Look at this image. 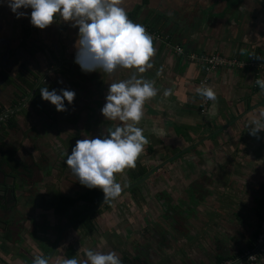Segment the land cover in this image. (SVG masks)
<instances>
[{"label": "crops", "instance_id": "0c3cea01", "mask_svg": "<svg viewBox=\"0 0 264 264\" xmlns=\"http://www.w3.org/2000/svg\"><path fill=\"white\" fill-rule=\"evenodd\" d=\"M39 1L26 19L24 11L8 14L6 28L0 27L8 46L0 70L10 80H0V109L8 112L0 124V192H10L8 213L0 214V264L39 263L60 228L75 218L74 209L56 211L57 196L73 195L93 172L60 173L57 154L44 151L57 143L62 150L94 147L83 130L77 133L81 140L69 135L94 115L95 124L106 126L95 142L106 155L119 151L111 164L123 167L126 155L131 160L128 185L148 163L165 161L164 175L157 177V168L148 176V190L140 183L119 198L118 207L111 201L102 206L90 231L81 227L83 234L77 222L66 228L44 264H82L79 253L86 255L84 264H223L254 253L264 197V73L246 64L264 63V0H55L49 13ZM124 18L164 41L125 30L116 39L95 34L97 50L81 44L85 28L115 27ZM12 36L20 39L17 47ZM191 53L244 64L207 74L203 114L196 87L203 70L188 59ZM42 75L46 90L32 107L28 99ZM145 149L156 156L141 162ZM104 175L107 197L115 192H106L113 180ZM141 196L149 199L148 211ZM125 221L123 227L147 233L137 243L124 238L129 250H112L111 223ZM255 256L242 264H264V249Z\"/></svg>", "mask_w": 264, "mask_h": 264}, {"label": "rangeland", "instance_id": "374dc122", "mask_svg": "<svg viewBox=\"0 0 264 264\" xmlns=\"http://www.w3.org/2000/svg\"><path fill=\"white\" fill-rule=\"evenodd\" d=\"M43 1H44V4H43L44 8L48 7V12H46V13L51 12L53 10L52 9V3H54L55 0L54 1L53 0H43ZM38 2H40V1L39 0H0V27L6 28V26H7L6 24L8 22V21H6L8 14L10 17H12V16L16 17V14H18V12L24 11L23 13H20V14L24 15L23 18L26 19L25 16L30 15V12H31L30 8L32 9L33 6H35ZM27 3H28V6H26ZM25 11H28V13H26ZM46 13H45V15H47ZM16 31H17V28H16L15 32ZM12 37L13 38H11V39H15V43H13V46L17 47V44H19L18 40H20V39L18 38V36H12ZM3 39H6V38H4L2 34H0V57L2 56V54L4 55L5 49H6V51L8 50V46L7 47L5 46V42H4L5 40H3ZM34 42L37 43V41H34ZM34 42H32V43H34ZM32 43H31V41H29L28 45H30ZM7 55H8V52H7ZM8 58L6 60H8ZM1 60H4V57L1 58L0 61ZM42 76H41L42 79H40V80L42 81V83L46 84V80H45L46 77H45V75H42ZM95 118H97V120H99V118L95 115L88 117L86 120V123L83 126L78 127L79 130L73 126V129L71 130V134H69L70 136L75 135L77 137V139H76L77 141L81 140V138L79 137V134H77L80 130L85 131L87 134H91V138H93L92 142H93V144H95L94 147H89V146H86L84 144L83 145L79 144L74 148V145H73V148L71 150H69L68 154H64L61 147H58L60 145V143H57L56 147H54L55 149H53V150L50 149L51 151L47 149L44 152H48L49 153L48 156H56V154H57V157H56V158H58L56 160L58 163L56 165V166H58L57 169L61 170L63 168L62 166H65V168L67 167V169H68L67 171L65 169V172H63V174L72 175L73 173H75V174L86 175V173H90V172H102V173L106 174L109 181L113 180V183L111 181V183L105 185L104 188H105L106 192L107 193L118 192L121 189H123L125 186L128 185L127 184L128 179L126 177V169L128 167L132 166V165H130L131 160H129L128 159L129 156L125 154L126 158L124 159V164H125V162H129V163H126L125 165H123V167H121L120 165L117 166L114 163L111 164V162L114 161L115 155L119 151H115V149H113L111 151L107 150L108 153L106 155V151L99 146L100 141L97 140L95 142L94 139H96L97 137H99L101 135H105L104 128L106 127L104 124L101 125L100 122L95 124L96 122H93V120ZM73 120H75V123H77L78 117L75 118V116L74 117L71 116L70 121H73ZM46 122H47V120H46ZM61 122H63L62 124L65 125L64 120H61ZM61 137H63V136L61 135ZM56 140H59V139L56 138ZM65 140L66 139H64V141ZM73 142H75L74 139L72 141V144H73ZM146 142H147V139H146ZM50 144H53V143L50 142ZM147 144H149V143H147ZM96 145H98V147H96ZM48 147H50V146H48ZM45 155L42 153V155H39V157L45 158L46 161L49 160L48 158H51V157L46 158ZM153 156H156V151L149 152V151H147V149H145L144 152H142V154H141L140 161L141 162H143L144 160L150 161L151 158H153ZM32 158L35 159L36 157L33 156ZM108 158H110V159H108ZM105 159H108L107 164L104 163ZM39 160H40V158H39ZM42 162H44L43 159L41 160V163ZM160 162H158V163H160ZM128 164L130 166H127ZM154 166H155L154 163H152V164L148 163V164H145L144 167H146L145 170H147L146 172H148L149 169L154 167ZM156 166H158V165H156ZM164 170L165 169L163 166L160 167L158 169V171L156 170L158 172L157 177L161 178V175L162 176L164 175ZM63 174H62V176H63ZM33 176H35V175H33ZM148 178L149 177H147L144 181L141 182V185L143 184L142 186L138 185L140 189L148 190V188H149L148 187V180H149ZM159 185H160V187H164L160 183H159ZM128 192L126 193V195H128ZM121 197H124L123 194L121 196L117 197L116 200L111 201L112 208H114L113 204H115V206L118 207L116 204H118L119 198L121 199ZM126 197H128V196H126ZM147 201H149V199L145 198L144 196H141V203H142L143 207L146 209V211H148V205H149V203H147ZM78 214H76V216ZM162 214H163V212H162ZM109 215L112 217V220L114 221V219H113L114 214L111 213ZM145 217L146 216H144V218H143V223H144V228H147L146 225L148 222V218H145ZM108 218H109V216H108ZM108 218L106 217L105 220L108 221ZM89 219H90L91 226H92V224L94 225V223L97 222V219L99 220L101 218L98 216V214L96 212H93ZM90 222H89V224H90ZM119 223L120 224H117V225H115L116 223H111L112 226H110V228L112 227L111 228L112 231L116 230V232L114 231L115 233L112 236V238L110 239L111 242L113 243L111 245L112 250H115L116 248L120 249L123 247H126V250H129L132 245L128 244L127 246H124L123 245V242L125 241V240L123 241L124 238H127V239L132 238L133 242L137 243L138 238L141 237L143 239L144 235L147 233V231L145 229H138V230L134 229L133 230L132 225H127V226L123 227L124 224H128V223H126V221L124 223L123 222H119ZM79 228H81V226H79ZM83 228H85V227H83ZM83 228H81V229H82V233L84 234L85 232H84ZM111 249H109V250H111ZM79 255L82 258V262H83L82 264L86 263V260H85L86 255H83V253H79ZM79 255H78V257H79Z\"/></svg>", "mask_w": 264, "mask_h": 264}, {"label": "built area", "instance_id": "2783aa9c", "mask_svg": "<svg viewBox=\"0 0 264 264\" xmlns=\"http://www.w3.org/2000/svg\"><path fill=\"white\" fill-rule=\"evenodd\" d=\"M85 29L86 30L84 31H86L87 33L96 34L99 37H103L107 39L108 38L116 39L121 35L123 31L127 30L151 42L164 41L163 36L160 33L150 30L148 27L144 25L134 23L127 18H124L123 20L118 22V24L115 27H103L96 25V26L87 27ZM166 46H169L168 43H166ZM170 47L172 48L174 53H178V54L182 53L181 47L179 46H170ZM188 59L190 61L199 64L203 70V75L196 83L198 93L200 94L199 98H200L201 107L199 112L203 114L206 111V107L208 105V98L206 92L207 74L216 68L242 67L244 66V64L239 62L237 59H230L221 56L219 54L191 53L188 55ZM246 65L254 69L255 71L264 73V63L249 62ZM256 84L263 85V82L258 80ZM5 117L6 116L4 115L0 120H4ZM255 245H256V251L254 253L246 252L238 258L239 260L226 261L223 262V264H242L243 260H246L248 262H254L256 260L255 254L264 249V197H263V206L261 210L259 233L256 236ZM0 263H1V258H0Z\"/></svg>", "mask_w": 264, "mask_h": 264}, {"label": "trees", "instance_id": "16d2710c", "mask_svg": "<svg viewBox=\"0 0 264 264\" xmlns=\"http://www.w3.org/2000/svg\"><path fill=\"white\" fill-rule=\"evenodd\" d=\"M129 18L131 19L134 14V12H130ZM86 32V31H85ZM87 33V32H86ZM85 33L84 36V41L81 42V44L84 47H91L94 50H97L100 45L99 43L96 41V35L95 34H90V33ZM0 80L5 82V83H9L10 80L9 78H7L5 71L0 70ZM24 85H26L29 90H31L33 85H28L25 81H24ZM46 88H45V84L44 83H38L36 88L34 89V91L32 92V95L29 97V102L30 105L32 107H36L37 104L40 102L41 100V96L42 94L45 92ZM2 112V110L0 109V113ZM145 174V172H139L137 174H133L131 177L132 179H137L138 177H141ZM104 174L100 173V172H93L92 174H89L88 177L84 178L82 180V182L79 184L80 185V189L81 192L79 193V196L77 197L78 200L84 202L85 204H87L88 206H95L100 200H102L106 194L104 193V191L102 190L103 184H104ZM134 189V188H132ZM131 189V190H132ZM108 203H105L104 206H106ZM57 212L62 211L61 208H57L56 210ZM81 222H85L86 223V229L87 231L91 230V225L89 224V219L88 217H83L81 219Z\"/></svg>", "mask_w": 264, "mask_h": 264}, {"label": "flooded vegetation", "instance_id": "af4514ba", "mask_svg": "<svg viewBox=\"0 0 264 264\" xmlns=\"http://www.w3.org/2000/svg\"><path fill=\"white\" fill-rule=\"evenodd\" d=\"M5 114H7V113H0V119L5 115ZM6 116V115H5ZM6 118V117H5ZM3 120H0V124H1V122H2ZM4 128L2 127V125H0V140H1V137L3 136V134H2V130H3ZM73 145V144H72ZM71 145V146H72ZM70 147V146H69ZM69 147H64L63 148V153L64 154H68V152H69V150H71L72 149V147L71 148H69ZM64 165V164H63ZM63 168L61 169V171L59 170L58 172H63V171H65V169H66V171L68 170L67 169V167L65 168V166H62ZM104 174V173H103ZM2 175H3V173H2ZM83 179H84V177H83ZM82 179V180H83ZM82 180L80 181V183L82 182ZM79 183V184H80ZM70 189L71 188H69V191H70ZM102 190H103V187H102ZM81 192V189H80V185H78V190H74L73 191V195H71V191H70V195H66V196H57V200H56V202H55V204H56V206H55V208H56V210H57V208H61L62 210H66V211H68V210H70V209H72V211H73V209H74V211H76L75 213L76 214H78L79 212L80 213H82V212H84V211H86V210H88V209H90V208H92V207H94V206H88L87 204H85L84 202H82V201H80V200H78L77 199V197L79 196V193ZM116 193V192H115ZM114 193V194H115ZM9 196H10V192H9V190H6L3 194L0 192V214L1 213H8V210L6 209V207L8 208V205H9V203L6 201L7 199H9ZM7 202V203H5V205L4 206H2L1 207V203L2 202ZM101 201V200H100ZM99 201V202H100ZM112 201V200H111ZM110 202V201H109ZM108 203V202H107ZM78 205V206H77ZM102 206H104V205H102ZM102 206L100 207V208H102ZM78 208V209H77ZM99 208V209H100ZM75 209H77V210H75ZM98 209V210H99ZM97 210V211H98ZM73 211V212H74ZM97 211H95V212H97ZM79 213V214H80ZM78 214V215H79ZM91 214L92 213H89V214H87V215H84L83 217H88V219L90 218V216H91ZM76 217V216H75ZM83 217H81L78 221H77V223H79L80 225H81V227H86L87 225H86V223L85 222H81V219L83 218ZM89 222H90V219H89ZM90 225H91V222H90ZM52 247V246H51ZM51 249V248H50Z\"/></svg>", "mask_w": 264, "mask_h": 264}, {"label": "water", "instance_id": "95a60500", "mask_svg": "<svg viewBox=\"0 0 264 264\" xmlns=\"http://www.w3.org/2000/svg\"><path fill=\"white\" fill-rule=\"evenodd\" d=\"M8 113V112H6ZM1 117V116H0ZM175 156V155H174ZM171 159V158H169ZM165 164V161L162 162L161 164H159L156 168H152L150 169L148 172L145 173L144 176H142L140 179L136 180L135 182L125 186L123 189H121L120 191L116 192L115 194H112L110 196H107L105 198H103L100 202H98L94 207L80 213L79 215H77L71 222H69L68 224H66L65 226H63L62 228H60V230L58 231V234L54 240V243L52 244V247L50 249V251L48 252L46 258H44L41 262L37 263V264H44L53 254L55 247L63 233V231L68 228L69 226H71L73 223H76L81 217H83L84 215H87L89 213H93L95 211H97L102 205H104L105 203L114 200L115 198L121 196L122 194H124L125 192L129 191L130 189L134 188L135 186H137L138 184H140L142 181H144L150 174L152 171H154L157 168H160L161 166H163Z\"/></svg>", "mask_w": 264, "mask_h": 264}]
</instances>
